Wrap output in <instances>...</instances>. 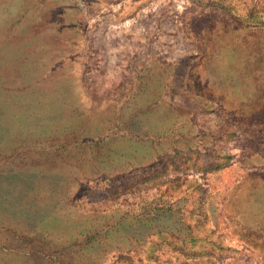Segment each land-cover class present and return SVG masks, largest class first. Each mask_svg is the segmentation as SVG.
Segmentation results:
<instances>
[{"label": "rangeland", "instance_id": "obj_1", "mask_svg": "<svg viewBox=\"0 0 264 264\" xmlns=\"http://www.w3.org/2000/svg\"><path fill=\"white\" fill-rule=\"evenodd\" d=\"M9 21L0 238L44 221L50 249L0 264H264V0H0Z\"/></svg>", "mask_w": 264, "mask_h": 264}, {"label": "crops", "instance_id": "obj_2", "mask_svg": "<svg viewBox=\"0 0 264 264\" xmlns=\"http://www.w3.org/2000/svg\"><path fill=\"white\" fill-rule=\"evenodd\" d=\"M12 22L13 21H11V22L9 21V24L6 26H4V24L3 25L0 24V26H2V27H0V43H4V42L5 43H15V42H18L21 40L22 37L19 34H17L16 36H13V34L10 33V29L13 26ZM8 52L11 53L10 51H8ZM9 57H13V55L10 54ZM3 58H4L3 52L0 51V59H3ZM3 157L4 156L2 155L1 150H0V159L1 158L3 159ZM11 219H12V217H11ZM43 222L44 221L41 222L42 225H43ZM18 224L20 225V228H23V229L25 228V225L23 223H21L20 221H18ZM41 224H39L38 227H36L34 229V232H33L34 234L33 233L29 234V233L20 231V232H23L21 234H29V237H32V235H34L32 238H27V239L25 238L23 242L19 241L21 244L24 243L23 245H28V246L23 247L20 243L9 245V244H7V242L4 239L0 238V252H3V253L7 252L9 254L14 255L16 257V262H19L23 258V259L28 260L32 263H36L35 257L37 256V254H39V251L41 252V251H45V250L50 249V248H42L39 246L36 247L37 244L35 243V240L38 241L40 239V238H38V236L39 237L44 236V238H45L44 241L50 240L49 236H46L44 231H42L43 229H41V227H40ZM5 227H6L5 223L3 224L2 222H0V231H3L4 229L7 228V227L6 228ZM1 233L2 232H0V235H1ZM19 233L18 232L11 233L12 237H10V238L13 239L16 237L17 240L21 239L22 236ZM15 234H17V235H15ZM21 250L24 252H22ZM25 251H27V252H25ZM0 262H3V261L0 260Z\"/></svg>", "mask_w": 264, "mask_h": 264}]
</instances>
